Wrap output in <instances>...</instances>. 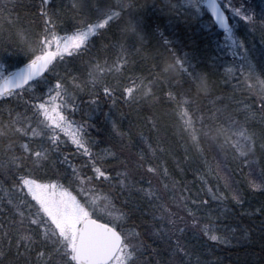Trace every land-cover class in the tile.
I'll return each mask as SVG.
<instances>
[{"label":"snow or ice","instance_id":"1","mask_svg":"<svg viewBox=\"0 0 264 264\" xmlns=\"http://www.w3.org/2000/svg\"><path fill=\"white\" fill-rule=\"evenodd\" d=\"M9 6L16 8L15 0L0 8ZM157 12L207 17L222 33L217 47L224 55L209 61L181 55L167 38L150 55L145 14ZM240 27L259 33V49L237 34ZM9 29L0 35V107L7 106V119H0V191L7 197L0 198V264H193L191 241L201 236L224 245L251 242L249 230L235 235L230 228V237L217 225L232 212L230 204L242 209L245 191L264 193V0H40L38 20L23 23L17 15ZM101 52L115 57L102 59ZM74 61L83 71L67 67ZM220 69L226 95L212 99L210 80ZM160 92L176 113L183 161L203 165L201 191L210 199L192 194L166 166L170 157L185 170L177 145L160 136L153 145L143 133L137 144L119 127L124 107L151 105ZM76 112L83 113L79 121L72 119ZM97 116L111 126L110 146L94 153L88 128L103 131L92 122ZM152 130L159 131L155 122ZM69 141L72 155L87 158L80 166L63 151ZM208 152L215 153L214 165ZM45 169L51 175H36ZM237 175L244 187L236 186ZM257 214L264 208L240 213Z\"/></svg>","mask_w":264,"mask_h":264},{"label":"trees","instance_id":"2","mask_svg":"<svg viewBox=\"0 0 264 264\" xmlns=\"http://www.w3.org/2000/svg\"><path fill=\"white\" fill-rule=\"evenodd\" d=\"M136 2L141 5H150L153 2L158 4L162 3V0H136ZM3 3H5V0H0V5ZM15 4L17 7L13 9L9 6V11H4L0 8V28H2L3 32L7 34L10 33L9 21L16 20L17 15H19L20 21L23 23H26L27 20L31 19L38 20L40 0H15ZM145 17L147 24L149 25L150 44L148 45V48L150 55H154L157 48L162 47V40L164 38L172 40L177 52L181 55L183 52L187 51L204 61H209L218 54L224 55V53H221L217 47L218 44L222 42L220 40L222 33L217 27L210 26L207 17L203 18V20L190 21L177 19L170 14L160 15L158 12L146 13ZM156 25H159V32H163L164 37H161L159 32L156 31ZM206 25L208 26L206 27ZM65 27H67V25H65ZM257 37L258 36L255 35L252 36V40L249 37H245L244 39L248 42H253L254 39L259 40V37ZM101 46V41L97 40L95 45L96 49L99 50ZM249 46H251L250 43ZM256 47L259 49L260 46L256 44ZM104 56L114 59L115 53L101 52L102 59ZM168 59L170 60L171 57ZM137 60H139V58H137ZM225 60H227L226 56ZM67 67H70L74 71H83V65L78 61H74ZM61 75H63V70H61ZM109 83L115 86L116 79L110 77ZM210 83L212 85V99H215L218 95H226L223 85V69H220L214 74ZM158 95L162 98L151 105L142 102L138 108L124 107L122 111L125 113V117L119 122V127L125 132L131 131L133 141L137 144L141 143L140 134L143 133L144 140L153 145L156 142L157 136L164 137L165 144L173 143L177 145V155L181 159V167L185 170L181 172L176 169L175 162L170 157H165L166 166L171 170L176 179L180 180L182 184H187V187L192 194L199 192V198L210 199L207 195L206 188L201 191L204 186L199 178L200 172L198 169H203V165L199 163H185L183 161V149L179 147V137L177 135L180 125L177 122L176 113L173 111V106H170L166 99L163 98V93L160 92ZM85 99H87V96L81 94L80 99L77 101L78 103H81V107H84L82 101ZM200 102L206 104L207 100L204 97H200ZM217 103H219V101ZM101 106L104 111L108 110L107 102L104 100L103 96H101ZM18 110L23 111V107L21 106ZM0 113H2L0 119L6 120L7 106L0 107ZM82 118V112H76L72 115V119L77 121ZM117 119L119 120V117H117ZM102 120V116H97L92 122L99 128L103 129V131H97L96 127L88 128L94 153L100 152L110 146L107 136L111 131V126L103 123ZM152 122H155L157 129L159 130L158 132L152 130ZM130 123L132 125L131 129ZM63 139L66 140L67 138L64 137ZM112 144L114 145L115 141H112ZM142 146L146 147V145ZM63 151L65 154L69 155L71 162L76 166L82 165L87 160L86 157H81L78 154L72 155L75 153V148L71 145L70 141L68 145L63 148ZM126 155L128 154L126 153ZM192 155L194 156L195 154L193 153ZM214 155L215 153L213 152L207 153L208 160L213 165L215 164V161L213 160ZM107 162L114 163V161H111V158H108ZM57 166L60 168H66V165L58 164ZM233 167H235L234 164ZM85 171H87V169H85ZM245 172H247L246 169ZM45 173L51 175L47 169L36 173V175L43 177ZM147 178L148 177L146 176V179ZM151 179L153 181V177H151ZM207 179L209 180L208 186H214L216 184V180L211 176L207 177ZM234 179L241 181V183L236 186L244 187L245 180L243 176L237 175ZM222 183L223 181H221V184ZM145 186L147 187V185ZM166 194L169 195L168 193ZM178 194L179 193H177V195ZM185 194L187 195L188 193ZM0 198L7 199L3 191H0ZM122 202L123 198L117 199L115 201L116 206L119 208L122 205ZM209 207L215 209L216 205L215 203H210ZM230 207L232 208V212L228 215L227 219L221 218L217 227L221 233H227L230 237L233 235L229 231L230 228H237L235 235H239L240 230L247 229L249 230L251 242L241 240L239 243H236L235 239H233L231 244L224 245L216 244L200 237L199 243L191 241L192 244L196 245V255L192 257L193 264H196L197 257H199V264H264V248L261 247V243L264 241V236H262V232H264V227H262V225H264V214L240 215L242 210L244 212H254L257 209L264 208V193L245 191V203L242 206V209L231 204ZM216 214L217 213H213V218H215ZM135 223H139V220L136 217L133 218V224Z\"/></svg>","mask_w":264,"mask_h":264},{"label":"rangeland","instance_id":"3","mask_svg":"<svg viewBox=\"0 0 264 264\" xmlns=\"http://www.w3.org/2000/svg\"><path fill=\"white\" fill-rule=\"evenodd\" d=\"M256 3L257 4H259L260 3V0H256ZM208 25H206V27H207ZM0 33H1V35H7V33H4L3 32V29L2 28H0ZM237 34L239 35V36H241V35H243V36H241V37H243V38H245V37H249L251 40L253 39L252 38V36L251 35H248L247 34V31H246V29L245 28H243V27H240L239 29H238V31H237ZM256 36H258L259 37V34H256ZM257 37V38H258ZM221 39V41H222V36L220 37ZM249 43L250 44H253V43H255V44H257V45H259L260 46V44H258L259 43V40H255L254 39V41L253 42H251V41H249ZM124 155H126V153H124ZM153 185L155 186V187H157L158 189H161V191H162V186L160 185V183H159V181H158V179L156 178V177H153ZM164 195H165V198L167 199V197H168V195L166 194V193H164ZM202 237V236H201ZM204 238V237H203ZM206 239V238H205Z\"/></svg>","mask_w":264,"mask_h":264}]
</instances>
